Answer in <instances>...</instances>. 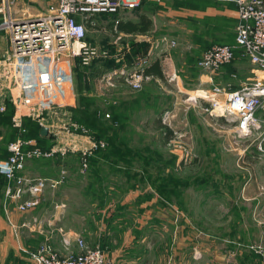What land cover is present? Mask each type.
Masks as SVG:
<instances>
[{
  "label": "rangeland",
  "instance_id": "obj_1",
  "mask_svg": "<svg viewBox=\"0 0 264 264\" xmlns=\"http://www.w3.org/2000/svg\"><path fill=\"white\" fill-rule=\"evenodd\" d=\"M38 1L11 0V5L18 15H29ZM138 8L117 13L122 19L136 20L140 12H146L155 24L148 34L151 39L137 41L139 50L130 57L146 54L152 41L175 40V47L162 42L155 48L152 63L167 56L162 61L165 73L137 91L120 84L92 97V109H97L98 116L115 117V137L125 142L131 155L120 159L116 153L105 158L96 151L90 157L98 159L95 176L89 171L90 161L87 168L84 165L82 149L87 143L81 139L63 156L34 159L30 165L33 174L60 183L48 187L39 205L25 212L6 195L7 180L0 173V252L5 250L0 264H34L32 253L45 243L61 254H77L78 237L91 246H102L109 264H180L181 249L192 251L187 258L191 261L202 258L200 247L216 244L252 259L250 246L264 234V152L256 141L236 137L231 121L211 114L204 101L193 97L200 88L225 85L228 73L235 69L239 74L235 82L255 75L245 70L248 63L231 64L218 75L196 65L212 44L234 41L238 25L235 9L218 0H142ZM109 20L97 19L100 25L96 26L88 23L87 41L114 52L117 34ZM133 38L119 40V44ZM97 61V65L103 62ZM111 61V68L119 66L116 60ZM173 73L177 80H170ZM80 75L83 77L82 71ZM1 82L0 105L5 111L0 114V160L9 155L10 139L17 130L10 124L14 112L6 118L13 103L6 95L5 79ZM95 84L97 87L98 80ZM73 114L71 107H64L43 112L40 119L52 131L71 124L73 135H85L86 142L90 136L96 138L99 130L74 120ZM158 120L174 130L176 144L186 149L167 145ZM85 128L90 136L84 134ZM96 139L107 141L109 147L106 138ZM51 146L46 143L41 147ZM105 169L114 173L107 177V188ZM107 200L114 205L105 207ZM145 201L149 204L141 207ZM147 214L164 215L170 222L147 221ZM65 238L70 239L69 246Z\"/></svg>",
  "mask_w": 264,
  "mask_h": 264
},
{
  "label": "built area",
  "instance_id": "obj_2",
  "mask_svg": "<svg viewBox=\"0 0 264 264\" xmlns=\"http://www.w3.org/2000/svg\"><path fill=\"white\" fill-rule=\"evenodd\" d=\"M218 1L236 5L238 25L235 41L212 44L205 49L196 65L206 73L216 74L240 56L252 64L255 75L243 81L239 87L229 81L225 85L214 84L211 88H200L193 97L199 102L204 101L208 105L206 110L211 114L231 121L236 137L256 141L264 152V0ZM140 2L141 0H56L37 15H18L13 10L11 0H0V32H6L11 47L10 56L4 64L8 84L14 90H11V101L15 109L12 125L18 130L17 137L10 142L9 155L0 160V173L7 180L6 195L17 202L19 211L25 212L38 206L41 195L48 187L60 183L59 180L27 174L25 170L29 161L63 156L69 149H74L76 141L81 139L87 143L82 149L87 168L90 157L108 145L103 139L90 138L87 128L83 130L84 134L90 136L87 142L83 139L85 135H74L75 137H67L58 142L57 146L47 149L41 147L37 139L26 137L24 113L33 114L34 107L40 106L44 101L39 89H32L33 81L38 80L37 86L43 83L38 61L42 57L51 56L60 65V69L61 62L66 57L79 59L85 67H91L97 60H116L119 66L104 70L98 77V88L103 93L110 92L120 84L135 91L142 89L146 83L156 78V75L147 73V68L156 55L155 48L162 42L175 47V40H160L152 44L146 54H136L129 59L124 58L125 55L117 50L118 47L113 52L109 47H100L87 41L88 23L96 26L99 24V16L111 17L121 10L134 9ZM118 20L110 19L107 22L111 23L113 32L117 34L114 44H119L122 37ZM166 58L167 56L159 58L162 73H165L162 61ZM235 78L237 74H233V79ZM177 79V73L170 75V80ZM49 97L47 96V104L50 102ZM4 111L5 107L0 105V114ZM66 133L73 135L69 129H66ZM176 137L170 139L167 145L183 149L181 144H176ZM76 241L80 248L77 254H61L51 244H42L32 253L34 264H109L102 246H91L83 237H78ZM64 242L69 246L70 239L65 238ZM250 249L264 264V234L262 240L252 244Z\"/></svg>",
  "mask_w": 264,
  "mask_h": 264
},
{
  "label": "crops",
  "instance_id": "obj_3",
  "mask_svg": "<svg viewBox=\"0 0 264 264\" xmlns=\"http://www.w3.org/2000/svg\"><path fill=\"white\" fill-rule=\"evenodd\" d=\"M53 1H56V0H41V1L39 0L37 3L38 6H36L35 8H32L31 14L37 15V14L45 11L46 8L48 7V5ZM227 4H230L234 7L235 13L237 15L236 5L232 2L227 3ZM103 18L112 19L111 21H113L114 19H122L117 15L113 16V17L112 16L110 17L108 15H102V16H99L97 19L103 20ZM120 32L122 34V37L120 40L129 38V37H131V38L136 37V39L133 38L130 42L128 41L127 43H125V41H123V42H121L122 45L118 44L117 50H119L123 55H125L124 56L125 59H128V57L133 55V52H135V50H136L135 49L136 48L135 43L137 44V41L140 42V41H143L144 39H146V40L151 39V36L148 35L151 32V30L145 34L126 33L123 31H120ZM140 38H141V40H140ZM234 41H235V39H234ZM234 41L229 42V43H233ZM152 44H154L153 41L150 42V46ZM10 52H11V47H10L9 37H8V35L6 36L5 34L2 33V34H0V76H1L0 80H2L3 78L5 79L6 84H4V87H5L6 92H7L6 95L9 94L11 96V95H13L12 92L14 90L8 84V78L5 74L6 73V65L4 64L6 62V59H8L10 56ZM125 59H123V60H125ZM99 61H103V60H99ZM104 61H106V60H104ZM97 62H95L93 65H97ZM234 63H237V64L248 63L249 67H247V69H245V70H248L247 73H250V74L253 73L254 67L252 66V64L249 61L241 58L240 56H237V58L235 59V61L232 64H234ZM38 64H39V70L41 72V78L43 79L42 80L43 83H40L39 86H37L38 80L33 81L34 85L32 86V89H39L40 94L43 95L42 97L44 98L43 99L44 101H43V103H41L40 106L34 107V113L33 114H31L30 112L24 113V116H23L24 127L28 131L29 127L26 126V123L28 125V123L32 122V121L38 122L41 126L48 127L49 130H48L47 135H42L41 132H40V134L42 136H46L45 142L52 144L51 147H54V146H57L58 142H61L65 139H67V137H75L74 135H70V134L66 133V129H70L71 127L73 128V126L71 124H66L65 126H63L61 128V129H63L62 131L58 130L57 132H55V131H52V128H50L46 124L42 123L40 117L42 116L43 112H48L50 110H54V111L56 110L57 111V110L62 109L64 107H71V109H72L73 107H75L78 104L79 90H78V81H77V79H78V76H77L78 71L77 70L79 69L80 71L83 72V77H82L83 83L89 85V90L86 88L83 89L86 95H88V96L96 95L99 97V95H103L104 93L98 88V86L96 87L95 81H97L98 76L95 75L93 77V75H92V68L94 66L93 67L92 66L91 67L80 66L81 64L79 63L77 58H70V57L64 58L61 62V68L60 69H59L60 65L55 63L53 57H51V56L42 57L38 61ZM230 65L231 64L225 66L222 70H225ZM220 72L216 73L215 75H218ZM233 74H237V78L239 77L237 69H235L234 71H231L228 73V78H229L228 82L234 80ZM251 77L252 76L247 77V79L251 78ZM237 78H235V80ZM243 81H245V80H238L237 82H235V81H233V82H234L236 87H239ZM1 85H2V82L0 83V89H1ZM11 90H13V91H11ZM93 92H95L96 94H94ZM47 96H50L48 98V100L50 101L48 104L46 102ZM73 105H75V106H73ZM10 106H12L11 107L12 109L14 108V104L10 103ZM6 111H8V109ZM12 111L15 113V109ZM11 120H12V118H11ZM0 124H2V123L0 122ZM10 124L12 126V121ZM61 132H63V134H61ZM14 133H16V134L13 135V137H12V139H10V141L14 140L17 137V133H18L17 130L14 129ZM60 136H63V138L61 140H59ZM33 138L38 140V138L36 136H34ZM34 161L35 160L28 162V164L26 166V170H25V172L27 174L35 175V174H33L34 169H32L30 166V165H32V163H34ZM104 171H105V174L103 175V177H104V180H107L104 183V185H106V188H107L109 185L107 177L110 175H114V173H112L111 171H109L107 169H105ZM115 184L118 187L120 183L117 184V182H115ZM120 185L122 186V184H120ZM13 202L15 204H17V202H15V201H13ZM112 202L107 200V205L105 207L108 208L111 205H114L115 202H113V203ZM148 204L149 203L147 201H145L141 205L140 204L139 205L141 207H145ZM156 215L159 216L158 214H156ZM157 216H154V215L150 216L147 214V216H144V217H145V219H147V221L151 220V221L157 222L160 219L161 223H165V221H166V223L170 222L169 219L166 220V218L163 217L164 215L162 217L161 216L157 217ZM113 218L114 217H112L111 219H113ZM138 218H139V220L141 219V217H139V216H138ZM115 219H124V218L116 217ZM164 231H166V230H164ZM0 246L2 248V245H0ZM9 248H10V246H9ZM200 249H201L200 251H202V258L194 259L191 261H188L187 258L189 255L192 256V254H191L192 251L190 252V250L188 251L186 249H181L179 251V256H180V259L182 258L183 263L181 261L180 264H190V263H195V264H262L260 258L255 254H252V259L249 260L250 256H248L247 257L248 259H247L246 255H244V253L242 254L241 252L233 251V250H231V248H228V247L219 248L217 244L212 246V247H205V246L200 247ZM75 250H76V252L77 251L80 252V248H79L77 242H75ZM4 251L2 250L3 254H4ZM2 252H0V254ZM209 260L212 261V263H210Z\"/></svg>",
  "mask_w": 264,
  "mask_h": 264
},
{
  "label": "trees",
  "instance_id": "obj_4",
  "mask_svg": "<svg viewBox=\"0 0 264 264\" xmlns=\"http://www.w3.org/2000/svg\"><path fill=\"white\" fill-rule=\"evenodd\" d=\"M140 4H141V2H140ZM138 6H136L134 8V10L137 9ZM116 15H117V13L112 14V17L116 16ZM117 25H118L119 31H123L126 33L145 34V33H148L150 30L153 29L154 21L148 13L140 12L138 14V18L136 20H134V19H119ZM135 45H136V48H135L136 50H135V52H133V54H135L139 50V47H140L136 43H135ZM78 61L80 63L79 59H78ZM112 63H113V61H111V60L110 61H107V60L104 61L103 60V62L101 63L102 66L101 65H97V66L94 65V67L92 68L93 77L95 75H97V73L99 75L104 70L110 69ZM100 66L104 68V69L101 68L102 69L101 72H99ZM77 71H78L77 81H78V90H79V96L78 97H79V99H78V104L72 108V110L74 112L73 118L76 121H81L82 123H84V125L90 127L91 130L95 131V128L98 129L99 131H97V132L95 131L96 135L94 134L96 138L104 137L108 140L109 147H107L106 149L99 150L98 154L101 152L102 153V154H100L101 156L111 157L112 155L117 153V155L120 156V159H127L126 157L131 155L132 152L126 146L125 142H123L121 140H117V137H115V126H116L115 125V117H112L111 119H106L103 116L97 115V109L96 108L92 109V107H94V104H95L94 98H92L93 96L86 95L84 90H83L85 88L89 90V85L83 83L82 77L80 75L81 71L79 69ZM147 73H151V74H154L158 77H162L163 73H162V69H161L159 60H155L147 68ZM11 112H12V109H10L9 112L7 111L6 118L9 117ZM26 126L29 127L28 131L26 132V137L31 138V137L36 136L38 138L39 144H41V146H45L46 136H42L40 134V132H41L40 130H41L42 126L36 121L29 122L28 125L26 123ZM157 126H158V129L163 130V140L166 143L174 137V130L170 126H168L166 124H162L161 120L157 121ZM97 161H98V159L94 158V157L91 158V160H90V170L89 171L93 172L94 176H95V173L98 171V169L95 167V165L97 164ZM91 185H92V182L90 183V186ZM89 192L91 193V191H89ZM92 194H96V193L92 192Z\"/></svg>",
  "mask_w": 264,
  "mask_h": 264
},
{
  "label": "water",
  "instance_id": "obj_5",
  "mask_svg": "<svg viewBox=\"0 0 264 264\" xmlns=\"http://www.w3.org/2000/svg\"><path fill=\"white\" fill-rule=\"evenodd\" d=\"M48 127H46V126H42L41 127V134L42 135H47L48 134Z\"/></svg>",
  "mask_w": 264,
  "mask_h": 264
}]
</instances>
